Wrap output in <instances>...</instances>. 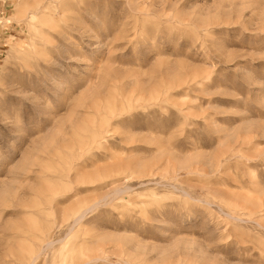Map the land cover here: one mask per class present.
Here are the masks:
<instances>
[{
    "label": "rangeland",
    "instance_id": "374dc122",
    "mask_svg": "<svg viewBox=\"0 0 264 264\" xmlns=\"http://www.w3.org/2000/svg\"><path fill=\"white\" fill-rule=\"evenodd\" d=\"M0 264H264V0H0Z\"/></svg>",
    "mask_w": 264,
    "mask_h": 264
},
{
    "label": "bare ground",
    "instance_id": "6f19581e",
    "mask_svg": "<svg viewBox=\"0 0 264 264\" xmlns=\"http://www.w3.org/2000/svg\"><path fill=\"white\" fill-rule=\"evenodd\" d=\"M46 247V246H45Z\"/></svg>",
    "mask_w": 264,
    "mask_h": 264
}]
</instances>
